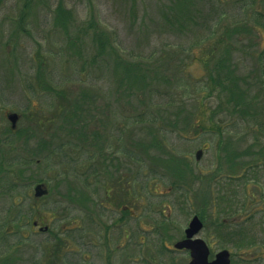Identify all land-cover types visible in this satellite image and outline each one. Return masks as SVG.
<instances>
[{
    "label": "rangeland",
    "instance_id": "rangeland-1",
    "mask_svg": "<svg viewBox=\"0 0 264 264\" xmlns=\"http://www.w3.org/2000/svg\"><path fill=\"white\" fill-rule=\"evenodd\" d=\"M172 1L135 0V12L131 14V0H64L62 7L67 16L63 17L56 13L58 0H32L25 9L24 0H0V137L5 136L3 130L10 126L8 116L16 114L15 129L23 133L20 141L29 140L27 148L20 143L16 152L22 158L40 161L27 169L17 166L23 173L18 178L15 175L16 189L11 195L5 194L6 197L0 194V220L8 217L11 208L15 209L14 213L18 208L22 209L27 216L20 224L4 222V229L16 230L17 235L8 238L9 248L5 252V248L0 247V264H188V253L174 251L172 245L183 238L193 216L203 223L198 237L208 244L212 254L225 249L231 255L232 264H264V167L261 168L264 160L254 155L262 144H256L249 136L241 140L228 133L218 138L209 133L197 135L191 128L198 124L193 119L200 110L197 100L201 98L210 112L221 111L220 115L210 116L215 121L218 118L225 124L233 118L230 108L224 104L225 93L222 89L203 90L198 82L195 93L183 92L184 85L177 88L191 79H199L203 86L210 85L205 67L194 62L192 54L195 50L197 54V49L202 46L213 48L214 40H223L226 31L234 25L231 23L239 22L242 17L234 6L235 0H224L220 9L226 16L218 15L222 18L215 28V38L200 43L196 38L205 37L211 20L215 19L211 16L212 3L197 0L193 6L199 13L193 14L196 11L192 9L194 17L189 14L190 24L181 29L179 22L173 20L176 12L171 9ZM214 4L217 12L218 5ZM22 15L25 19L19 24ZM194 21L202 25L206 21V29L191 35L192 29L196 28L191 25ZM91 34L106 37L118 60L124 64L142 63L138 72L143 74L144 90L129 89L126 83H119L116 89L115 81L119 77L123 80L125 75L121 70L116 71L120 76L114 75L112 61L104 62L103 57L94 56L97 47L90 43ZM68 38L74 41V49H67ZM226 40L236 44L233 46L236 50L230 54L233 62L248 68L250 64L243 60L238 49L244 40L236 42L228 37ZM168 49L177 55L165 70ZM216 49L215 60L229 55L226 44ZM35 50H39L40 57H36ZM151 56L153 58H149ZM82 67L86 71L90 69L92 78L89 79L92 80L89 84L95 91L92 100L99 109L90 107V113H86V119L90 120L84 126L87 130L78 126L70 134L65 128L71 124V119L65 120L57 106L62 107V112L65 108L75 112L73 105L80 98L77 89L85 77ZM222 77L223 71H219L218 79ZM221 81L226 82L224 78ZM61 89L64 94L68 89L70 92L58 103L56 93ZM81 101L79 99L75 106H81ZM68 103L71 106L68 107ZM80 112L78 110L77 115ZM140 112L155 113L157 124L153 126L150 121L135 124L132 117ZM200 121L208 123L207 119ZM244 129L237 126L235 132L244 136ZM86 132L87 143L98 146L90 149L113 145L111 150L95 152L96 159H112L114 161L105 164L110 168L117 165L123 170L117 173L109 168L107 171L112 173L108 176L107 172L101 173L95 193L82 191L87 201L81 196V205H74L64 197L69 193L78 196L75 186L70 184L74 180L69 178L66 182L69 184L65 185L60 180H64L62 176L56 178L59 156L54 159L49 148L37 151L36 142L39 138L53 139L55 145L58 140L65 139L66 134L81 139ZM154 137L160 144L148 151L154 157V166L163 170L162 160L166 162L171 157L180 161L185 159L189 164L186 177L178 179L174 185L168 178L153 176L152 162L144 161L139 165L122 154H117V158L113 156L120 146L134 149V155L136 150L142 152L136 149L138 140L148 144ZM243 151L246 154L233 156ZM69 153L73 158L74 153ZM228 157L230 161H227ZM117 177L124 178L112 186L124 187L121 192L114 193L113 190L112 197L117 196L115 199L119 203L129 197L123 214L122 209L116 210L111 204L108 207L97 205L104 201L105 188L109 186L106 184ZM136 177L139 183L135 182ZM38 179H44L46 183ZM89 180L93 178L89 177ZM38 183L44 184L48 191L46 195L34 196ZM30 206L34 207L33 216L27 215ZM1 225L4 224L0 222Z\"/></svg>",
    "mask_w": 264,
    "mask_h": 264
},
{
    "label": "trees",
    "instance_id": "trees-1",
    "mask_svg": "<svg viewBox=\"0 0 264 264\" xmlns=\"http://www.w3.org/2000/svg\"><path fill=\"white\" fill-rule=\"evenodd\" d=\"M30 1L32 0H24L23 9H25V7L28 6ZM63 1L64 0H58V3L56 2L57 3L56 13L64 17V16H67V12L63 10V7H62ZM131 1H132V7H134L133 8L134 11L132 10L131 6L129 9H130V13L132 14V12H135L136 2L135 0H131ZM205 1L212 3L211 10H213V12H211L212 14L211 16H214L215 19L211 20V24L209 27L210 29H208L207 31L208 34L205 37L196 38V40H200V43L204 42L205 39L215 38L214 36L215 31H216L215 28L219 26V23L222 18V17L219 18V16H226L223 9H220V7L224 6L223 5L224 0H205ZM196 2L198 1L197 0H173L172 1L171 9L174 11V13L176 12V14H174L176 17L175 18L173 17V20L175 22L176 21L179 22L178 27H180L181 29L182 28L185 29V26L187 24H190L191 17H189V14L190 15L192 14V9H194V6H195L194 4ZM214 3H217L218 5L219 10L217 12H216V9H215L216 6ZM234 6L235 8L239 9L238 12H239V15L242 17L241 20L239 22L231 23L234 25H232L229 28V30L226 31V36H224L223 40L219 38L217 39V41L214 40L213 48L202 46L200 47V49H197L199 51L197 54L195 53L196 50L192 54L193 56L192 60L194 62H198L200 65H203L205 67L210 85L203 86L204 84L199 83V79L197 80L191 79V80H188V82L179 84L177 88H181V86L184 85L185 91H184V86H183V92L195 93V88H196L195 85L198 82V84L203 90L210 89V91H217V90L220 91L222 89L223 93H225L223 95L225 97L224 104L226 105L227 108H230V115L232 114L231 116L233 118H230L229 119L230 121H227L225 124H222V121L217 120L218 118H216V121H215L214 117H210V116H214L216 114L220 115L221 111L216 109L215 111L210 112V110L204 105L205 103L201 102L203 101V98H201L200 101L197 100V103L200 104L198 105L200 106V110L197 112V114L194 115L195 118L193 119L198 124H194L193 128L191 129L197 132L196 133L197 135L209 133L212 136H216V138H218L219 136H224L227 133L236 135L239 139L246 138L249 136L252 139V141L255 142L256 144L259 142L262 144V148L258 150L254 155L261 157L260 160H264V0H235ZM194 10L196 12H194L193 14H196L198 11L196 9ZM166 12H167V16H169L168 11ZM21 17L22 18H19L20 19L19 24H22L23 20L25 19L24 15H22ZM192 17H194V15ZM164 19L167 20L166 17ZM205 22L206 21H204V25H202L198 23L197 21H194L191 25H193L196 28H193L195 29V31H193L192 29L191 35L196 34V32H198L200 29H206L205 26H207V23ZM166 25L169 27L171 26V23L168 21L166 22ZM62 31L64 35L68 37V33L65 30H62ZM239 36L241 38H239ZM90 37H92V40L90 43H92V45L97 47V52H96V55L94 56L98 58L103 57L104 62L112 61L114 75L120 76L116 72L117 70H121V72L125 75V77H122L123 80H121V78L119 77V80L115 81L116 86H117L116 89L118 88L119 83L120 85H122L123 83H126L129 89L131 88L133 89L135 87L137 89L138 88H141L142 90L145 89L141 84V83H144L143 74L138 72V69H140V66L142 65V63H140L139 61H136V62H139V64L135 62V64L133 65H131V63L130 64L127 63L126 65L122 61L118 60L117 53L115 52L113 47L109 45V41H107L106 37H103V35H97V34H91ZM227 37L229 39L231 38L236 39L237 40L236 42H238V40L240 41L244 40L242 47L238 49L241 51L243 60L247 64H250L248 68L244 67L241 63L233 62V59H231L230 54L233 49L236 50L234 48L236 44L233 45L232 43L231 44L228 43L229 40H226ZM223 44H226V50L229 51V55L227 53L226 57L221 56L217 58L216 60L213 59L216 57L217 46L223 45ZM74 46H75L74 41H71V39L68 38L67 49L68 50L74 49ZM169 48L171 47L169 46ZM119 49L120 48L117 47V50ZM205 50L207 51L206 53L204 52ZM34 53L36 54V57H40L39 50H35ZM82 55L83 57H85L84 56L85 53H83ZM176 55L177 53L171 52L168 49V52L165 56L167 60V63L164 65L166 66L164 68L165 70H168V64L173 63V59L174 57H176ZM149 58H153V56ZM179 58H180V55H179ZM160 59H163V57H161ZM84 66H85L84 68L86 69V65ZM84 68L82 67L81 71L85 74V77L83 78L80 84V87H78L77 89L78 96H80V98H77L78 100L76 99L74 103L76 105L77 103H79V99H80L82 100L81 101L82 105L81 106L73 105L76 109L75 112L71 111L70 108L69 109L65 108L63 109V112H62L60 111L62 107L57 106L58 111L62 113L65 120L71 119L70 121L71 124H68V127L65 128L67 132L70 134L74 133L77 130L78 126L80 127V129H86L84 126L86 123H89L90 120H87L85 115L87 112L90 113L89 111L90 107H94L93 109H99L98 106L94 105L93 103L94 101L92 100L94 98L93 95L95 94V91H94V86L89 84V81L92 80V79H89V78H92L89 73L90 69L88 68L89 70L87 69L86 71ZM172 69L173 68H171L170 70ZM219 71H223L222 78L226 80L225 84L222 83L223 82L221 81L222 78L218 79ZM243 71L245 72V74H242ZM241 75H243V77H241ZM169 85H171L170 82H169ZM219 85L221 87H219ZM69 90L70 89H68V91ZM68 91H67V94H68ZM63 92H64L63 89H61L60 92L56 93V96L59 99L58 103L62 102L61 98L66 99L67 94H64ZM166 95L167 96L170 95L168 89H166ZM193 98H198V97L194 96ZM92 104L93 106H91ZM69 105L71 106V103H68V107ZM65 106L67 107V103L65 104ZM25 110H23V112H25ZM78 110L81 111L79 115H77L76 113ZM154 115L155 113H151V112L149 113L140 112L136 115H133L132 119L134 120L133 122L135 124H138V123L142 124L147 121H150V123H152L154 126L157 124L156 123L157 119ZM71 117L75 119H72ZM34 119L36 120V118ZM203 119H207L208 123L206 124L205 122L200 121ZM36 121L38 124H40L38 117ZM237 126H239L241 129H242V126L245 128L244 130L246 131H245L244 136L241 134V132L240 133L235 132ZM151 131L153 130L151 129L150 133ZM117 132H119V130H117ZM3 134L5 136L0 137V194H4V195L10 194L11 195L12 190L16 189L17 187L16 178L21 176L23 173V169H19L18 167L23 166V168L27 169L28 166L32 165L34 162L35 163L38 162L39 164L40 161H38V159L34 160V159L22 158L18 154V152H16L18 151L17 149L20 143H21V146L23 145V148H27L28 145L26 143L29 142L28 138H26L24 141L22 140L20 141V139H23L22 138L23 133L19 129L11 128V126H8L3 130ZM70 134H66L65 136L67 137H65V139L58 140V142L55 145H54L53 139L45 140L44 138H39L38 142H36V145H37L36 150L41 151V150H45L49 148V153L50 155H52L54 159H56L59 156L58 158L59 160L56 162V170L58 172L56 174V178L62 176L64 180L62 178H60V180L64 181L65 185L69 184L66 182L68 181L69 178H72L74 181H72L73 183L71 182L70 184L75 186L77 190L76 193L78 195V196H73L69 193L68 195L65 194L64 197L67 198L66 201L69 203H73L74 205H81L80 204L81 203L80 200L82 199L81 196L82 197L84 196L82 195L81 192L84 191L85 193L87 192L88 194L95 193L96 187L101 182V173L107 172V176H108L113 171L118 173L123 169L120 167H117V165L112 166L111 168L108 167V165H106L105 163L114 161L112 159H109V158L96 159L95 152L100 153V150H107V151L111 150L113 145L107 144L106 147L104 146V148L106 149L100 148V147L99 149L98 148L90 149L91 146H95V147H98V146H96V144L94 145L93 143H90V144L87 143L89 139L87 132L85 134L83 133V135L81 136V139L74 138L75 137L74 135L69 136ZM93 135L97 136V134H95L94 132H93ZM231 139L235 140L233 138ZM17 141H18V144H17ZM118 142L120 141H117V143ZM145 143L146 142L144 141L138 140V142L136 143V146H137L136 149H141L142 152H140L139 150H136L135 155H134V149H131L130 147H127V146H120L116 148V150L113 153V156L114 158H117L115 157L117 154H122L128 160L130 161L133 160L139 165H142L144 161L149 162V164L152 162L151 168L153 169H150V171L151 173H153V176H155L156 178L157 176H159L160 179L168 178L169 180H171L172 185H174V183L178 179H182L186 177L187 173L189 172L188 171L189 164L185 161V159L180 161L181 159H178V158L175 159L171 157L169 159H166L165 160L166 162H164L163 161L164 159H163L162 160V162L164 163V169H163L164 171H163L159 167L154 166L155 165V163L153 162L154 157H152L150 153L148 152L151 147L153 146L155 147L157 145L160 146V144L157 142L155 137L153 138V140H150L148 144L147 143L145 144ZM16 145H17V148H16ZM69 151H72L74 153L73 158L71 157L72 156L71 153L68 154ZM237 154L244 155L246 154V151L235 153L233 156ZM229 155H232V154H229ZM149 157L151 158V161H148L150 160ZM156 160H158V158ZM227 161H230L229 157ZM87 162H89V164H87ZM261 165H262L261 168L264 167L263 166L264 161ZM69 166H70V169H69ZM109 168L112 170V172L110 173L107 171V169ZM59 169L61 170L60 172L58 171ZM139 171L140 169H138V172ZM161 171L164 172L163 175L160 174ZM15 175H16V178H15ZM245 176H247L246 173H245ZM89 177L93 178V180L92 181L89 180ZM30 178L32 179L33 177H30ZM123 178L124 177H117L115 178L114 181L108 182L106 184V186L107 185L109 186L105 188V198L102 199V201L103 200L104 201L102 203L98 202L97 203L98 206L104 204L108 207V204H111L114 207H116V210L122 209V214L123 212H126L127 208L125 206L127 202L129 201V197L127 196L126 198L127 201H121L120 203L119 201L117 202V199H115L117 196L114 198L112 197L113 190H114V193L118 191L121 192L123 191L122 188L124 187V186L123 187L122 186H112V183H115V185H117L118 180H123ZM37 181H42L46 183V180L44 179H38ZM135 182L139 183L138 177H136ZM56 184H57V181H56ZM119 184L122 185V183L120 182ZM47 185H48V188H50L48 181H47ZM102 186L104 189L105 184ZM112 187H114V189ZM86 197L87 196H84L85 201H87ZM90 197L92 196H88V198ZM30 208L31 209L28 210L29 213H27V215L32 214L33 216L34 207L30 206ZM239 208L240 206H238L237 209ZM14 210H15L14 208H11L9 209V212L7 213V216H8L7 218H10L9 221L7 220V218L5 219L3 218L2 220H0V222L4 224L0 226V232L3 234L0 236V247L5 248L4 252L6 248H9L8 247L9 244L7 242L9 240L8 238H11V236L13 237L17 235L16 230L14 232H10L9 229L7 228L4 229L5 228L4 222H8V225L11 223L20 224V221L24 219L25 217H27L26 213H23L22 209L18 208L15 211L16 213H14ZM229 211H230V208L228 209V212ZM231 211L235 212L233 208H231ZM228 212H226L225 215Z\"/></svg>",
    "mask_w": 264,
    "mask_h": 264
},
{
    "label": "water",
    "instance_id": "water-1",
    "mask_svg": "<svg viewBox=\"0 0 264 264\" xmlns=\"http://www.w3.org/2000/svg\"><path fill=\"white\" fill-rule=\"evenodd\" d=\"M12 126H15L17 120L16 114L8 116ZM199 153H197V157ZM47 193V189L42 185L38 184L34 188V196L40 197ZM202 228V223L197 216H194L185 230V239L174 244L175 249H187L190 251V262L189 264H230L229 253L227 250H222L215 255L214 261L208 262V248L205 242L199 238L192 239L193 236L197 235Z\"/></svg>",
    "mask_w": 264,
    "mask_h": 264
},
{
    "label": "flooded vegetation",
    "instance_id": "flooded-vegetation-1",
    "mask_svg": "<svg viewBox=\"0 0 264 264\" xmlns=\"http://www.w3.org/2000/svg\"><path fill=\"white\" fill-rule=\"evenodd\" d=\"M12 128V127H11ZM34 226H36V223L34 222V224H33ZM202 229H203V226H202V228L200 229V231H202ZM41 231H42V229H40ZM183 238H184V236H183ZM195 239L196 238H199V239H201L200 237H198V235L197 236H195L194 237ZM201 240H203V239H201ZM204 241V240H203ZM205 242V241H204ZM205 244H206V246H207V248H208V256H207V261L208 262H212V261H214V258H215V255L218 253V252H220V251H217L215 254H212V252H211V250H210V248H209V246H208V244L205 242ZM172 249H173V245H172ZM169 250V249H168ZM174 251H186L187 253H188V256H189V261H190V251L189 250H186V249H181V250H177V249H173ZM225 250V249H224ZM228 251V250H227ZM228 253H229V251H228ZM167 254V253H166ZM168 255V254H167ZM150 257H153L152 255H149ZM156 257H157V255H155ZM154 256V257H155ZM149 261V260H148ZM229 261H230V264H232V259H231V255H230V253H229ZM145 262V261H144ZM171 262L173 263L174 262V258H172V260H171ZM129 263H130V261H129ZM146 263V262H145ZM189 263V262H188ZM174 264V263H173Z\"/></svg>",
    "mask_w": 264,
    "mask_h": 264
}]
</instances>
